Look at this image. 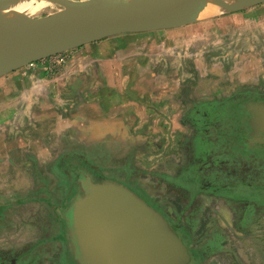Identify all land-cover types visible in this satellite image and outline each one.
I'll return each instance as SVG.
<instances>
[{"label":"rangeland","instance_id":"rangeland-1","mask_svg":"<svg viewBox=\"0 0 264 264\" xmlns=\"http://www.w3.org/2000/svg\"><path fill=\"white\" fill-rule=\"evenodd\" d=\"M38 1L44 6L31 16L59 10L58 0ZM199 14L0 75V264L43 241L34 252L38 264H63L58 242L45 239L59 231L45 200L60 205L65 186L57 187L52 168L70 150L110 166L118 179L141 181L140 189L200 250L201 264H264V207L254 211L252 201L213 191L260 189L264 160H242L239 153L236 161L195 159L198 108L240 93L264 94V0ZM225 118L206 128L216 139L214 157L229 148ZM178 169L195 175L169 182Z\"/></svg>","mask_w":264,"mask_h":264},{"label":"water","instance_id":"water-1","mask_svg":"<svg viewBox=\"0 0 264 264\" xmlns=\"http://www.w3.org/2000/svg\"><path fill=\"white\" fill-rule=\"evenodd\" d=\"M19 1L22 0H0V59L14 52L22 56L18 64L10 65L0 75L107 36L170 28L220 8L227 0H121L92 24L70 21V17L72 12L98 0L68 1L72 11L45 16L7 11L8 6ZM256 1L260 0H238L235 6ZM243 107L241 110L245 109L249 117L245 125L251 130V140L264 145V101L246 102ZM245 138L244 134L240 139L244 145ZM80 185L82 189L72 198L66 218L73 264L189 263L191 252L187 245L166 217L141 195L108 177L93 179L86 175Z\"/></svg>","mask_w":264,"mask_h":264},{"label":"flooded vegetation","instance_id":"flooded-vegetation-1","mask_svg":"<svg viewBox=\"0 0 264 264\" xmlns=\"http://www.w3.org/2000/svg\"><path fill=\"white\" fill-rule=\"evenodd\" d=\"M260 102L264 101V94L261 93H240L233 97H230L225 100H219V101H213L209 104V106H203V109L198 108L197 111L199 112V118L195 125H197V128H200L201 130L196 133L195 137V147L200 148L201 155L197 159V161H214V160H222V161H236V155L239 153V155H244L242 157V160L247 159L250 155H252L253 158H262L264 160V150H255L252 149V147H264V145H260L257 142L251 140V130L246 126L245 124L248 123V113L241 110L243 107V104L246 102ZM244 108V107H243ZM226 115L228 118L230 117V121L228 118L226 119V122L228 121V125H226L223 135V140L226 144H229L228 149H224V157H214V153L210 150L211 143H214L216 141L214 136L207 135V127L208 125L213 126L215 129L217 126H215L218 123L219 117H222ZM246 122V123H244ZM218 125V124H217ZM201 126V127H200ZM245 134V143L244 145L242 142H240L241 137ZM218 137V136H217ZM250 147V148H249ZM224 158V159H222ZM219 160V161H220ZM211 168V167H210ZM55 169V170H53ZM111 169L110 166H103L97 161H94V159L90 156H88L85 152L82 150L78 151H67L62 153L56 160L55 164L52 168V171L55 172V175L58 177V186L63 183L65 186L64 189V195L62 199L60 200V205L58 207H55L52 205L49 199L45 200V203H47L49 206L54 209L58 215V233L51 234L45 237V239H50L51 241L58 242L59 245V256L61 257V261L63 264H73L69 251H68V240H67V234H66V218L68 217V210L69 205L72 200V198L81 191V185H80V179L83 178L86 175L91 176L93 179L102 178V177H108L113 178L117 181H120L127 185L129 188H131L133 191H135L137 194L141 195L143 198H145L150 204H152L157 210H159L165 217V213L153 202L150 200V198L140 189V183L141 181H135V180H127V178H121L118 179L116 176L109 174L108 170ZM209 169V168H207ZM212 169V168H211ZM107 170V171H106ZM118 169H113V172H116ZM185 170L178 169L177 175L175 177L168 176L166 179L169 182H174L173 178H178L177 181H181L182 177L184 179L191 178L195 175L194 172L184 173ZM193 171V170H192ZM60 174L63 175V178H60ZM186 176V177H185ZM249 184V182L252 181L246 180ZM261 182H264V179H260ZM180 183V182H178ZM227 189V188H226ZM222 189L219 186L213 189L215 193H222L226 192V194H229L228 197L236 198V199H246L248 201H252L255 206H253V210H258L257 207H264V185H260V189H252L246 194L239 193L236 191H232L231 189ZM37 199V198H36ZM254 199V200H253ZM37 201V200H36ZM248 205V204H247ZM246 205V206H247ZM2 205L0 204V213L2 210ZM250 208V206H249ZM250 209V211H253ZM168 220V218L166 217ZM168 222L171 224V222L168 220ZM42 225V224H41ZM44 225V224H43ZM171 226L174 228L176 233L180 236L182 241L187 245L191 252V258L188 264H201L202 261V254L200 253V250L194 249L190 247L191 242H187L185 240L184 236L182 237L180 233L175 229V227L171 224ZM37 241H41V238H37ZM45 241L36 244L34 248H31L27 254H23L21 258H18L15 261H9V264H38L39 260L41 259L39 254L34 253L35 249L40 246V244L44 243ZM40 248V247H39ZM33 249V250H32ZM51 255V257H53Z\"/></svg>","mask_w":264,"mask_h":264},{"label":"bare ground","instance_id":"bare-ground-1","mask_svg":"<svg viewBox=\"0 0 264 264\" xmlns=\"http://www.w3.org/2000/svg\"><path fill=\"white\" fill-rule=\"evenodd\" d=\"M76 1L77 0H74V2ZM118 1H121V0H98V2L92 3L79 11H76L74 13L72 12L70 21L82 20L86 22L87 24H92L95 21H97L105 13V11H107L110 7H112ZM233 1L234 0H227L226 3L222 7L216 8V9H210L205 12H209V13L216 12L218 10L221 11V9L223 8L233 7L236 5V1L234 2ZM58 2L60 4V6L58 7L59 8L58 11H61V12L62 11H67V12L72 11V8L69 7V3L67 0H58ZM43 6H44V3L39 2L38 0H22V1L13 3L10 6H8L7 11H16V12L24 13V14L31 16L35 11H37L40 8H43ZM16 53L17 52H14V55L11 53L10 55L3 56V58L0 59V72L5 70L6 68H9L10 65L18 64L22 60L21 58L22 56H20L19 54L18 56H16Z\"/></svg>","mask_w":264,"mask_h":264},{"label":"crops","instance_id":"crops-1","mask_svg":"<svg viewBox=\"0 0 264 264\" xmlns=\"http://www.w3.org/2000/svg\"><path fill=\"white\" fill-rule=\"evenodd\" d=\"M200 196H204V198H205L206 195H200ZM200 198H202V197H200Z\"/></svg>","mask_w":264,"mask_h":264}]
</instances>
